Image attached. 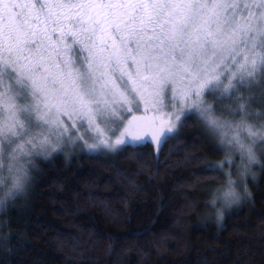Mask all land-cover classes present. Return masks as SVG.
<instances>
[{"label":"snow or ice","instance_id":"snow-or-ice-1","mask_svg":"<svg viewBox=\"0 0 264 264\" xmlns=\"http://www.w3.org/2000/svg\"><path fill=\"white\" fill-rule=\"evenodd\" d=\"M254 88L264 96V0H0V185L9 180L8 197L25 193L35 159L73 142V129L89 150L132 146L150 132L159 151L192 115L220 137L229 165L240 154L243 177L264 154V123L250 122L264 112L249 111L255 95H237ZM206 93L232 101L221 111L240 118L217 115ZM141 106L157 115H136ZM205 171L228 177L225 206L240 200L223 164Z\"/></svg>","mask_w":264,"mask_h":264},{"label":"trees","instance_id":"trees-1","mask_svg":"<svg viewBox=\"0 0 264 264\" xmlns=\"http://www.w3.org/2000/svg\"><path fill=\"white\" fill-rule=\"evenodd\" d=\"M260 91L237 95H255L249 111L264 112ZM178 134L159 151L146 142L36 159L27 191L0 210V264H264V154L227 209L212 205L227 176L205 171L226 153L195 115Z\"/></svg>","mask_w":264,"mask_h":264},{"label":"rangeland","instance_id":"rangeland-1","mask_svg":"<svg viewBox=\"0 0 264 264\" xmlns=\"http://www.w3.org/2000/svg\"><path fill=\"white\" fill-rule=\"evenodd\" d=\"M70 42V41H69ZM73 52H74V54H75V56L78 58L81 54L79 53V50H78V46H73ZM256 89H259V88H256ZM253 90V89H252ZM206 95H207V93L205 94V96H204V100L206 101V102H211L212 103V105H213V107L215 108V109H217V115H220V116H222L223 118H227V119H230V120H238L240 117L238 116V117H235V116H231L230 114H229V116H228V112H227V114H225L224 112H222V111H220V109L219 108H221V107H219V108H216L217 106H216V104L214 103V102H212V101H209L208 100V98H206ZM216 98V97H215ZM218 100V99H217ZM169 101H170V98H169V96H168V94L166 93L165 94V98H164V105H165V107L163 108V113H169V112H171L172 111V109L170 108V107H167V105L169 104ZM123 115H127V114H124V113H122ZM136 115H139V116H144V115H146V116H148V117H152V116H154V115H157L156 113H153L152 112V110L151 109H149V111L147 112V113H144L143 112V110H142V106H141V111H138V112H136ZM196 117H198L197 115H195ZM199 118V117H198ZM64 120H65V123L66 124H71V122L70 121H68L67 120V118L65 117L64 118ZM199 121H201V123L203 124V126H204V128H206L207 129V131H208V133L210 134V136L213 138V140L215 141V142H217V144L222 148V150L224 151V153H226V156H225V158H224V160L223 161H221V163H219V164H223V169H225V167H226V171H225V173H229L230 172V169L232 168V166L233 165H235V167L237 168V170H236V177H234V176H232L231 175V179L233 180V181H235V183L232 185V187L235 189V191L239 194V190H240V192H241V189H239V186L237 185V184H239V181H241L242 182V184H243V180L245 181L246 179H247V177L251 174V172H252V169L257 165V164H252V165H250V171L248 172V174H246L245 176H243V177H241V175L239 174L240 172H241V169L240 168H238L237 167V165H239L240 163H241V159H240V154L238 153V152H235V153H232L231 154V160H232V163H231V165H229V163H228V150H227V147H225V146H221V144H220V137L216 134V133H214L206 124H205V122L202 120V119H200L199 118ZM250 122H252V123H255V124H260V123H264V120H258V119H255V116L254 117H252V118H250ZM182 123H183V117H182V119H181V122H180V125L178 126V128H177V132L179 131V129H180V127H181V125H182ZM118 125L117 124H113L112 125V127L113 128H115V127H117ZM77 127H79L80 128V132L81 133H83L84 134V138L85 139H87L88 140V143L89 144H91V143H93L94 142V140H93V136H94V134L93 133H89V132H86L85 131V129H86V125H81V123L80 122H78L77 123ZM72 135H73V137H74V140H73V142H69L68 141V139L65 137L63 140H62V142L57 146V149H56V152H59V153H67L68 154V156H73V154L74 153H79V152H81V151H83L84 149L86 150V151H88L90 154H98V155H100V156H106V155H116L120 150H122V148L123 147H125L124 145H122V146H120L117 150H115V151H110V150H108V149H106V148H104L103 146H101L100 148H98V149H95V150H89L88 148H87V146L83 143V141H81V140H77V139H75V130L73 129L72 130ZM108 135L111 137V139L114 141L115 140V136L112 134V132H108ZM53 142H55V141H53ZM146 142H151L153 145H155V143L154 142H152L151 141V139H150V132H149V134L148 135H146L145 137H144V140L142 141V142H138L137 144H135V145H139V144H143V143H146ZM134 145V146H135ZM155 147H156V145H155ZM234 156H235V158H234ZM40 157H42V156H40ZM40 157H37L36 159H38V158H40ZM257 158H258V160H259V156H258V151H257ZM35 159V160H36ZM35 162V161H34ZM259 164V163H258ZM7 175V174H6ZM238 180V181H237ZM9 180H5V182H4V184L3 185H0V198H4V200H5V204H6V201L9 199L10 200V198H13V197H8V196H5V193L7 192V189H8V187H9ZM241 187H242V191H243V193L245 194L247 191H245V189L247 190V186L244 184V185H240ZM227 187H228V177H227V181H226V183H225V185H223V187H220L218 190H216V192H215V194H214V203L212 202V205H215V204H218V205H222V206H224V207H227V209H230L229 207H231V205H235L236 203H233V204H231V205H227V206H225L224 204H223V202L219 199V196L221 195V193L223 192V191H225V190H227ZM8 202V201H7ZM238 203H239V201H238ZM3 209V208H2ZM1 210V209H0Z\"/></svg>","mask_w":264,"mask_h":264}]
</instances>
